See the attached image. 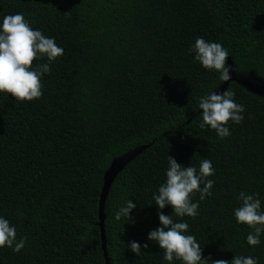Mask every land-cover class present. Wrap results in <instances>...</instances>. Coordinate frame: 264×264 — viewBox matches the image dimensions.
Listing matches in <instances>:
<instances>
[{
  "label": "trees",
  "instance_id": "obj_1",
  "mask_svg": "<svg viewBox=\"0 0 264 264\" xmlns=\"http://www.w3.org/2000/svg\"><path fill=\"white\" fill-rule=\"evenodd\" d=\"M17 13L64 54L41 77V98L20 102L0 92V217L16 227L17 241L27 237L19 253L0 248V264H105L103 175L113 158L139 145L146 148L105 199L110 264H170L148 240L161 226L158 211L188 223L185 234L196 237L209 264L235 255L264 264V234L250 246L253 230L234 216L241 191L258 194L264 211V95L231 81L226 90L244 106L243 121H229L224 139L200 128V99L219 87L220 73L189 52L198 37L220 43L239 79L264 83V0H0V25ZM168 155L197 170L202 160L212 162V195L201 201L195 193V218L155 204ZM129 199L134 222L116 221ZM132 241L141 245L139 256Z\"/></svg>",
  "mask_w": 264,
  "mask_h": 264
},
{
  "label": "clouds",
  "instance_id": "obj_2",
  "mask_svg": "<svg viewBox=\"0 0 264 264\" xmlns=\"http://www.w3.org/2000/svg\"><path fill=\"white\" fill-rule=\"evenodd\" d=\"M195 53V60L199 61L205 69L215 70L220 73L219 79L228 82L232 79L231 65L226 61L229 56L220 43L207 42L198 37L189 49ZM64 54V49L57 46L54 38L46 37L40 30H33L29 21L21 13L6 15L0 25V92L11 94L17 101H33L42 97L43 84L41 77L50 73V62ZM47 58L49 63L36 65L34 61ZM233 91L225 90L222 93L213 91L203 97L199 102L202 109L203 122L200 128L210 126L217 135L224 139L231 135L228 122L239 124L243 121V105L234 101ZM215 169L212 162L204 159L200 162L199 170L193 165L185 167L177 163L175 158L168 155V168L166 182L161 184L158 194H153V199L158 209L171 205L176 217L199 215V202H193L195 193H199L202 201L206 196H211L214 181L208 179L214 175ZM203 184V187L201 185ZM258 194L251 195L243 191L237 199L241 205L234 210L237 223L246 224L253 231L247 235L250 246H258L260 237L264 234V211L261 210V201ZM136 207L130 199L125 206L120 207L115 213V220L122 218L127 222H134L131 211ZM161 226L153 229L148 234V240L158 242L164 250V259L168 262L180 260L183 264H209V258H202V248L194 235H186L189 230L187 222H174L173 216L165 215L158 211ZM26 236L17 241V230L9 221L0 217V248L8 247L19 253L25 246ZM128 247L137 256L141 254V245L135 241ZM143 247L146 249L148 244ZM211 264H258L253 257L234 256L231 262L218 259L211 260Z\"/></svg>",
  "mask_w": 264,
  "mask_h": 264
},
{
  "label": "water",
  "instance_id": "obj_3",
  "mask_svg": "<svg viewBox=\"0 0 264 264\" xmlns=\"http://www.w3.org/2000/svg\"><path fill=\"white\" fill-rule=\"evenodd\" d=\"M226 64L231 65L232 79L228 82L221 81V84L215 90L217 93H222L223 91H225L228 87V84L231 81L239 82L245 86L247 85L244 81H242L241 79H239L237 77L233 63H232V60L229 56L227 58ZM200 111H202V109H199L197 111V113ZM145 148H146V145H139V146H136V147L124 152L122 155L113 158L109 164V167L104 172L103 185H102L100 196H99L98 213H99V228H100V236H101V247L103 250V256H104L105 264H110V261H109L108 255H107V251H106V238H105V232H104V219H105L104 204H105L107 192H108L110 185L112 184L113 180L117 176V174L126 166V164L128 162H130L134 157H136L139 153H141Z\"/></svg>",
  "mask_w": 264,
  "mask_h": 264
},
{
  "label": "rangeland",
  "instance_id": "obj_4",
  "mask_svg": "<svg viewBox=\"0 0 264 264\" xmlns=\"http://www.w3.org/2000/svg\"><path fill=\"white\" fill-rule=\"evenodd\" d=\"M244 81L248 88H250L252 91L264 95V83H262L258 78L248 75L245 77V79H241Z\"/></svg>",
  "mask_w": 264,
  "mask_h": 264
}]
</instances>
